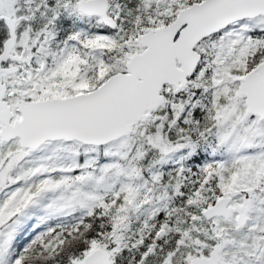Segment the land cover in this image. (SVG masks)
<instances>
[{
	"label": "snow or ice",
	"instance_id": "obj_1",
	"mask_svg": "<svg viewBox=\"0 0 264 264\" xmlns=\"http://www.w3.org/2000/svg\"><path fill=\"white\" fill-rule=\"evenodd\" d=\"M0 264H264V0H0Z\"/></svg>",
	"mask_w": 264,
	"mask_h": 264
}]
</instances>
